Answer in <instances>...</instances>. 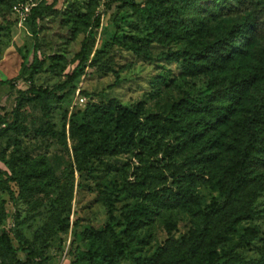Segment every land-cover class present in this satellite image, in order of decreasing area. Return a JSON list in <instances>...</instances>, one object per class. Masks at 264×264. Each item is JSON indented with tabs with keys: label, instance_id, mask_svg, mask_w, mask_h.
Instances as JSON below:
<instances>
[{
	"label": "rangeland",
	"instance_id": "1",
	"mask_svg": "<svg viewBox=\"0 0 264 264\" xmlns=\"http://www.w3.org/2000/svg\"><path fill=\"white\" fill-rule=\"evenodd\" d=\"M40 1L0 0V80H15L14 87L0 88V114L6 115L9 122L13 121L16 100L21 92L31 86L52 89L66 81V76L79 63L76 55L90 32L96 36L91 58L97 50L108 52L101 57V68H86L67 93L60 94V99L27 103L22 110V127L0 138V168L15 176L17 163L15 159L11 161L15 155L26 158L40 172L49 171L43 181L63 178L69 187L73 185L71 211L62 214V223L56 221L58 193L50 187L47 192L31 197L30 201L20 199L15 220L10 197L0 188V233L4 226L17 225L24 237L41 247L49 257L48 264H72L69 249L73 234L90 229L103 232L110 226L120 239L130 243V253L134 257H150L168 239L181 240L188 236L195 228L198 211L206 210L220 200L208 172L219 176L226 167L228 155L220 143L211 145L217 153L216 163L204 175L192 180L198 197L195 204L160 206L144 226L131 230L127 211L138 203V199L122 191L130 155L101 161L87 159L80 172L70 135V120L86 124L98 112V107L116 104L129 107L143 104L145 110L160 113L168 110L176 100L190 98L201 102L207 82L218 75L210 72L190 77L185 73L180 54L187 48L216 41L235 22L218 14L213 0H201L196 9L183 16L177 39L165 46L153 43L148 54H135L111 45V41L116 33L145 38L153 32L147 15L136 12L131 6L133 3L143 8L147 0H59L58 14L46 16L39 24L41 65L30 83L21 77L24 67L32 63L34 54L27 10ZM52 2L46 0V4ZM97 16L101 17V23L95 30L93 23ZM201 21L205 22V27L198 25ZM263 53L264 40L255 41L245 56L232 62L229 68L240 64L253 69ZM223 136L221 134L220 142L224 140ZM175 145L172 137L149 139L142 164L162 168L169 163L180 164L188 156L198 154L200 149L189 147L181 153H170L168 146ZM258 171L264 175V167ZM11 186L19 195L17 184ZM254 209L253 219L243 222L237 234L227 237L224 242L226 247L234 246L247 260L258 259L264 254V185L258 192ZM171 226L174 229H170ZM248 228L255 229L258 235L249 243H241ZM82 243L90 244L86 240ZM14 246H18L15 241ZM19 258L26 261L23 253H19Z\"/></svg>",
	"mask_w": 264,
	"mask_h": 264
},
{
	"label": "trees",
	"instance_id": "2",
	"mask_svg": "<svg viewBox=\"0 0 264 264\" xmlns=\"http://www.w3.org/2000/svg\"><path fill=\"white\" fill-rule=\"evenodd\" d=\"M200 1L147 0L143 8L132 3L136 12L147 15L153 32L145 38L116 33L111 45L135 54H148L153 43L168 45L177 39L183 16L196 9ZM213 1L217 13L232 19L235 24H230L216 41L187 48L180 54L185 73L190 77L210 72L218 75L207 82L201 102L190 98L176 100L168 110L160 113L145 110L143 104L98 107V112L86 124L70 120V135L80 172L87 159L101 161L130 155L122 191L138 199V203L127 211L131 230L144 226L160 206L197 202L192 180L214 167L217 153L213 152L211 145L217 142L228 155L227 164L219 176L211 175L210 170L208 175L220 200L206 210L198 211L195 228L188 236L181 240L168 239L150 257H134L130 253V243L120 239L110 226L103 232L92 229L75 232L69 249L72 264H85V261L87 264H264V254L258 259L247 260L236 252L234 246L226 247L224 243L227 237L237 234L243 222L253 219L254 203L264 185V175L258 171L264 167V53L253 69L240 64L229 68L232 62L245 56L253 42L264 40V0ZM58 2L53 0L52 4H46V0H41L28 15L34 54L32 63L24 67L21 77L30 83L41 65L39 24L46 16L58 14ZM100 23L101 17L97 16L93 29L98 30ZM198 25L201 28L206 26L204 21ZM95 42L96 36L90 32L76 55L77 67L66 76L64 83L52 89L31 86L20 93L13 121L9 122L6 115L0 114V127H3L0 138L22 127V110L27 103L58 100L86 68L102 67L101 57L108 50H97L91 58ZM8 85L14 87L15 80H0V88ZM221 134L224 140L220 142ZM158 136L172 137L176 142L175 146H168L170 153H181L189 147L200 148L199 152L188 156L183 163H169L163 168L154 164L143 165L148 140ZM14 159L17 163L15 176L0 168V188L10 197L13 218L18 217L20 199L30 201L36 194L54 187L58 193L55 217L58 223H62V214L71 211L73 185L69 187L61 177L43 181L49 171H38L26 158L13 155L11 161ZM12 183L17 184L19 195L13 190ZM257 235L255 229L248 228L240 242L249 243ZM83 240L90 244L84 245ZM19 253L26 255L25 262L20 260ZM0 262L48 264L49 257L41 247L26 239L17 225H13L10 228L4 226L0 233Z\"/></svg>",
	"mask_w": 264,
	"mask_h": 264
},
{
	"label": "built area",
	"instance_id": "3",
	"mask_svg": "<svg viewBox=\"0 0 264 264\" xmlns=\"http://www.w3.org/2000/svg\"><path fill=\"white\" fill-rule=\"evenodd\" d=\"M29 13H30V10H27V16L29 15Z\"/></svg>",
	"mask_w": 264,
	"mask_h": 264
}]
</instances>
